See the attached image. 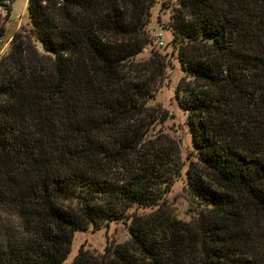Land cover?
Wrapping results in <instances>:
<instances>
[{
  "label": "trees",
  "instance_id": "1",
  "mask_svg": "<svg viewBox=\"0 0 264 264\" xmlns=\"http://www.w3.org/2000/svg\"><path fill=\"white\" fill-rule=\"evenodd\" d=\"M155 1L28 0L32 27L0 58V264H63L76 230L130 218L129 240L70 264H264V0L172 13L193 73L178 84L199 152L188 184L210 206L194 221L168 209L176 163L144 141L165 62L135 56Z\"/></svg>",
  "mask_w": 264,
  "mask_h": 264
},
{
  "label": "rangeland",
  "instance_id": "2",
  "mask_svg": "<svg viewBox=\"0 0 264 264\" xmlns=\"http://www.w3.org/2000/svg\"><path fill=\"white\" fill-rule=\"evenodd\" d=\"M178 4L179 0L155 1L148 23L151 41L135 56V60L147 61L153 58L154 52H158L165 62L162 73L158 76L157 89L146 102L147 130L144 141L161 144L165 150H168V160L176 163L173 169L174 183L163 192L168 209L182 220L194 221L203 209L210 206L200 196L194 195L188 184L187 169L192 161L197 160L199 152L194 144L188 122L189 111L183 104L181 92H178V84L182 78L189 79L193 76L192 72L183 67L178 55L179 46L173 41L171 19ZM0 17L6 29L0 44L1 58L10 50L15 32L29 30L32 27L28 0H13L8 7L0 5ZM159 33L162 34L164 44L156 42ZM41 44L39 41L37 46L44 51ZM179 169L180 174H178ZM157 207L158 205L135 204L128 211L147 215ZM130 222L131 218L112 221L98 229L90 227L76 230L71 250L63 264H70L82 245L93 253H103L107 243L115 245L129 240Z\"/></svg>",
  "mask_w": 264,
  "mask_h": 264
},
{
  "label": "built area",
  "instance_id": "3",
  "mask_svg": "<svg viewBox=\"0 0 264 264\" xmlns=\"http://www.w3.org/2000/svg\"><path fill=\"white\" fill-rule=\"evenodd\" d=\"M161 35H162V34L159 33V34L156 36V42L159 43V44H164L165 41L163 40V38H162Z\"/></svg>",
  "mask_w": 264,
  "mask_h": 264
}]
</instances>
